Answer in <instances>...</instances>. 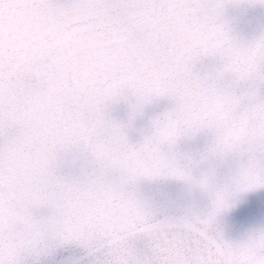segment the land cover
<instances>
[{"label": "snow or ice", "instance_id": "snow-or-ice-1", "mask_svg": "<svg viewBox=\"0 0 264 264\" xmlns=\"http://www.w3.org/2000/svg\"><path fill=\"white\" fill-rule=\"evenodd\" d=\"M0 264H264V0H0Z\"/></svg>", "mask_w": 264, "mask_h": 264}]
</instances>
